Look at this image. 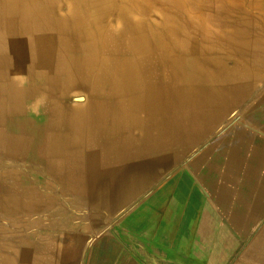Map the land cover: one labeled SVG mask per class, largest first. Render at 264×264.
I'll return each mask as SVG.
<instances>
[{
  "label": "crops",
  "instance_id": "crops-1",
  "mask_svg": "<svg viewBox=\"0 0 264 264\" xmlns=\"http://www.w3.org/2000/svg\"><path fill=\"white\" fill-rule=\"evenodd\" d=\"M3 1L0 264H264V0L208 1L211 10L199 13L195 33H176L179 41L191 44L162 46L158 36L163 32L169 40L168 33L154 30L146 40L143 33H131L129 54L114 45L113 67L195 63L205 68L201 72H213L195 84V94L151 90L142 96L143 108L124 111L118 105L126 94L116 88L117 75L109 78L105 91L101 85L95 93L89 90L91 80L82 76L103 41L104 32L99 35L96 23L102 25L104 15L105 22L117 24L118 14L97 4V16L87 0ZM73 2L80 5L74 16L69 13ZM93 15L100 21L94 22ZM41 19L49 23L43 31L38 29ZM120 33L117 29L116 38ZM44 35L47 44L37 46ZM7 38L17 41L20 57L21 43L27 41L48 51L53 60L20 61ZM16 73L19 79L13 77ZM14 86L24 97L20 110L10 92ZM66 86L71 92L62 95ZM135 87L127 94L128 105H135ZM42 98L60 104L64 98V106L31 108ZM104 113L121 115L127 124L143 123L130 128L119 125L117 116L107 117L104 124ZM19 118L28 121L25 127L8 122ZM45 132L46 144L39 141ZM27 136L34 143L26 147L40 158L4 156L26 153ZM13 140L14 145L20 143L17 154L11 152ZM9 163H33L35 174L64 179L65 187L47 181L46 192L31 184L12 189L4 179L18 181L16 176L25 173L7 167ZM92 180L95 185L89 186ZM24 193L36 199L25 203ZM56 196H70L69 206L39 217L52 211L47 205ZM89 196L95 200L90 208L95 220H89ZM23 214L30 217H20ZM9 227L14 228L11 235Z\"/></svg>",
  "mask_w": 264,
  "mask_h": 264
},
{
  "label": "bare ground",
  "instance_id": "bare-ground-1",
  "mask_svg": "<svg viewBox=\"0 0 264 264\" xmlns=\"http://www.w3.org/2000/svg\"><path fill=\"white\" fill-rule=\"evenodd\" d=\"M9 1L11 2V4H13V0H9ZM87 1H88L89 4L92 3L94 9H95V6L97 4L98 5L104 4V9H108L110 11V14H118L120 19L118 20L117 24H112V22H111L112 20L111 21L109 20V22H105L104 21V15H103L102 18H103V22L104 23H102V25H101L100 22L96 23L97 24V29L99 31V35H101L100 34L101 31L104 32L103 33V41L100 44V47L96 51V52H98V55L94 54L93 58L90 60V63H92V65H89L88 67H86L87 71H85V72L83 71L82 76L86 80L87 79L91 80L90 86H89V90H90V92L95 93L96 91L101 89V84H100L101 80H100V78L103 75H106V73L110 74L109 76H112L113 74L117 75L119 80L117 82L116 88H118V91L126 94L125 95L126 98L120 99V104L118 105L119 109H121L122 111H124L123 109L127 110V107L130 110H132L134 107L136 108V110H140L141 108H143L144 107V101H146V100H145V97L143 98L142 96H143V94L147 93V91H151V90L153 92H160L161 94H167V95H179L180 94V95L183 96V95H185L187 93L195 94V84L200 82L202 79H205V77H207L206 75L210 74V71H208L206 73L201 72V71H204L203 69H205V68L202 69L201 67L197 66L195 63L193 65H189V66L165 65V64H164V66H158V65L155 66V65H147V64H145V65L133 66V67H129V66H116V67H113L110 64V61L113 58L112 54H113V51H114V49H113L114 45H118L119 52L121 54H129V43H130V41H129L130 37L129 36H131L130 35L131 33H143V34H145V35H143V39L146 40L147 37L150 36V33L152 31H154V30L165 31V32L168 33L167 36L169 37V40L167 39L165 34H163V32L160 33L159 36H158L159 44H161L162 46L166 45V44L170 45V42L173 43V44L176 43L177 45H183V44L186 45L187 43L191 44L192 43L191 40H185L184 39V41H182V42L179 41L176 38V36H177L176 33L184 31V30H188L191 33L192 32L195 33V29H197L200 26L198 24L199 19H200L199 18V13L201 11L203 12V10L204 11L206 10L205 13H208V11L211 10L208 7V5H210V4L208 3V5H207V2L210 1V0H87ZM69 7H70L69 8V13L72 14L73 16L77 13V9H78V11L80 9V5L79 4L77 5L76 2L70 3ZM220 7L222 9V7H223L222 4L220 5ZM95 12H96V9H95ZM107 12L108 11H106V13ZM97 14L98 13L96 12V15ZM154 15H156L157 18H155ZM153 16H154V18H153ZM93 21L94 22H98L100 20L97 19V17H94V15H93ZM43 22H47V19H41L40 20V22L38 24L39 31H43L49 25L48 22L46 24H44ZM82 23H83V25L85 24L86 26H88V27H86V29L89 28L88 20L87 19L85 20L84 17H83ZM1 26H2V24H1ZM27 27H28V25H27ZM117 29L119 30V32H121L120 35H118V38H116ZM155 34H156V32H155ZM4 38H5V36L0 34V42L1 43H2V41H4ZM187 38L189 39V36H187ZM7 39H8L7 42L10 43L11 50L13 52H15L16 56H18V54H17V47H18L17 41H14L13 39H10V38H7ZM39 39H40V41H39L40 44L39 45L36 44L37 46H41L42 47L43 45L47 44V36H45V35L41 36ZM21 44H23V46L25 44L27 45L26 42H22ZM29 45H30V43H29ZM59 49H61V48H59ZM43 52H45V51H43ZM114 52H116V51H114ZM0 53H2V50H0ZM43 54H45V53H43ZM130 54H132V53H130ZM161 56H162V54H161ZM124 57H125V55H124ZM9 58H10V56H9ZM17 58L20 59V61H21L22 59L24 60V58H26V56L25 57L18 56V57H16V59ZM64 58L65 57L63 56L62 59H64ZM12 59H14V57ZM192 59H194V58H192ZM138 60H140V59H138ZM144 60H146L145 56H144ZM149 62H150V60H149ZM194 62H195V60H194ZM181 63H182V61H181ZM161 64H162V61H161ZM212 73L210 75H212ZM16 75L17 76L14 75L13 77H15V78L17 77V79H19L18 78L19 75L17 73H16ZM40 76L42 78H44L45 73L40 72ZM17 79H15V80H17ZM135 85H136V87L134 88L135 89V94L138 95L136 97V99H134L135 105L134 106H133V104H129L128 105V104H126L127 101L129 100V98L127 97V94H130L131 90L133 89V87ZM152 85H154L153 88H151ZM106 87H107V83H104L103 86H102V89H103L102 91H105ZM61 90L63 91L62 95H67L68 92H71V89L69 87H67V86H66V89L63 88ZM10 92H11L12 95H14V97H16L15 104H14L15 109L20 110L21 108L25 107V104H23L24 103L23 102V100H24L23 99L24 98L23 94L18 89V87L14 86V88L11 89ZM60 94H61L60 92H57L56 93V97L57 96L59 97ZM165 98H166V96H165ZM62 99H64V98H60L59 99L60 102H61V104H60L55 99H54L55 101H51L52 99L42 98V99H40V102H42V103L44 102V104H41L39 102L37 105L39 107L46 106L47 109H51V110H59V109H61V107L64 106L63 103H62ZM114 102H116V101H114ZM31 106H33V104ZM152 106H153V104H152ZM103 107L105 109V108H107V105L104 104ZM116 107H115V109H116ZM162 107H167V105H163ZM1 113L3 114V112H1ZM117 116H119V118H120V120L117 121V123H119V125L127 124V120L124 121L123 117L121 115L112 114V115L108 116L107 114L104 113V117L103 118L106 119L107 117H110V118H115L116 119ZM105 119H103L104 124L107 123V121ZM8 122L11 123V124L14 123V124H18V125H22L23 124L24 127L28 123V121L24 120L23 118H19V119H15V120H8ZM141 122L143 123L142 120L141 121H137L136 120L135 122H129L127 125L131 128L134 124L138 125V124H141ZM0 132L4 134V131L2 129H1ZM106 134H111V132L106 131ZM119 139H122V138L120 137ZM35 140H37V138ZM14 142H15V140H13L11 142V145L13 147V151H11V152H14V153L17 152L18 153L19 152L20 143H17V145H14ZM32 142L34 143V140L32 141V139H30V137L27 136L26 141L24 142L25 151L28 150L29 148H31L30 146L29 147H26V146H27V144H31ZM8 143H10V140L8 141Z\"/></svg>",
  "mask_w": 264,
  "mask_h": 264
},
{
  "label": "rangeland",
  "instance_id": "rangeland-1",
  "mask_svg": "<svg viewBox=\"0 0 264 264\" xmlns=\"http://www.w3.org/2000/svg\"><path fill=\"white\" fill-rule=\"evenodd\" d=\"M3 2H6L5 0L3 1ZM5 7V6H4ZM26 43H27V45L25 44L24 45V57L26 56V58H24V61H27V62H29V61H38V60H40V61H46V63H49L50 62V55H49V53L48 52H43L40 48H38L37 46H35V45H29V43L26 41ZM34 49V50H33ZM35 51V52H34ZM29 52V53H28ZM41 52V53H40ZM43 53H45V54H43ZM47 53V54H46ZM26 54V55H25ZM36 54V55H35ZM23 61V62H24ZM76 69V70H75ZM77 69L78 68H74L73 69V71L76 73V74H78L79 73V70L77 71ZM216 71V70H215ZM110 74H108V73H106V75H103L101 78H100V84L101 85H103L104 83H108V81H109V78L111 77V76H109ZM109 77V78H108ZM29 107H31V106H27L26 108H29ZM35 107V108H34ZM38 107V109L39 108H43V109H45V110H47L48 111V109H47V107L46 106H43V107H39L37 104H35V105H33L31 108H34V109H36ZM106 121L107 120H110L109 118H106L105 119ZM32 124V122L30 123V125ZM32 125H34V124H32ZM10 129V128H9ZM15 131V130H14ZM12 132V131H10V130H8V132L9 133H15V132ZM17 133H18V131H17ZM42 139H43V142H45V144H46V142H47V132H45V135H44V138H40V142H42ZM39 145V144H38ZM13 150V149H12ZM11 150V151H12ZM3 155H4V153H3ZM4 156H7V157H9L10 159H14V158H18V159H20V158H23V159H25V160H29V161H35V160H37L38 158H40L41 157V155H39V154H37L36 153V151H33V149L32 148H30L26 153H24V154H22V155H20L19 157H14L12 154H10V153H7L6 155H4ZM0 158H1V155H0ZM17 166V167H16ZM21 166V163H9V165L7 166V167H11V168H17V169H19V171L20 170H24V173H25V176L23 177V178H21L20 176H16L17 177V180L18 181H16V180H14L13 178L14 177H10V178H6V179H4V185L5 186H8V187H11L12 189H19V185H21V186H27V185H29V184H31V185H34L35 186V188H41L40 190H42V192H46L47 190H46V186H47V181L48 182H53V186L54 187H58V188H63V187H65V183H66V181L64 180V179H51V180H47L45 177H41V175H37V174H35L36 172H35V169H34V167H35V165L33 164V163H30V164H28V163H23L22 164V166H23V168H22V166ZM69 181V180H68ZM88 182H90V180H88ZM94 180H92V183H91V185L89 184V186H94L95 184H94ZM104 186L106 187V183L104 184ZM23 190V189H22ZM42 196H40V199L42 200ZM66 199V202H65V199ZM23 199L24 200H22V201H24L25 203L26 202H28V201H31V199H36V197L35 196H29V194H27V193H24V196H23ZM69 200H70V196H56V198H54V200H52L51 201V203L49 204V205H47V206H50L51 207V210L52 211H45L43 214L44 215H40L39 217H41V218H43V217H47L48 215H51V214H53V210L54 209H60V208H62V207H64V205L63 204H66L65 206H69V204H68V202H69ZM65 202V203H64ZM70 203V202H69ZM91 205H93L94 207H95V200L93 199H91V196H89V198H88V208H89V210H88V216H89V220H95V211L94 212H92L91 210H90V208H91ZM62 213V212H61ZM56 216L55 217H60V211L58 212V211H56ZM92 218H91V217ZM8 217H11L10 215L8 216ZM20 217H23V218H27V217H30V216H28V215H26V214H23L22 216H20ZM51 217V216H50ZM107 220H108V218H107V216L105 215L104 216V221L105 222H107ZM13 230H14V228H12V227H9L8 228V235H11L12 233H13Z\"/></svg>",
  "mask_w": 264,
  "mask_h": 264
}]
</instances>
